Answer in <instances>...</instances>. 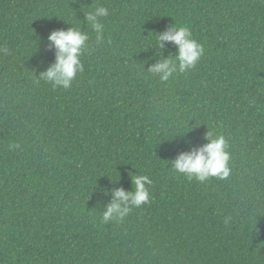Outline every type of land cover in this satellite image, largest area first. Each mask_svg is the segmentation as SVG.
Wrapping results in <instances>:
<instances>
[{
    "label": "trees",
    "instance_id": "trees-1",
    "mask_svg": "<svg viewBox=\"0 0 264 264\" xmlns=\"http://www.w3.org/2000/svg\"><path fill=\"white\" fill-rule=\"evenodd\" d=\"M172 25L204 55L161 82L147 71L176 55L156 48ZM70 27L89 35L83 73L35 84ZM0 46V264H264V0H0ZM208 130L228 140L229 178L175 173ZM129 173L150 202L103 223Z\"/></svg>",
    "mask_w": 264,
    "mask_h": 264
},
{
    "label": "clouds",
    "instance_id": "clouds-1",
    "mask_svg": "<svg viewBox=\"0 0 264 264\" xmlns=\"http://www.w3.org/2000/svg\"><path fill=\"white\" fill-rule=\"evenodd\" d=\"M109 11L103 6L96 7L85 14V22L91 25L97 34V43L102 40L104 25L100 19L107 17ZM89 35L79 28L70 27L67 30L53 31L48 36L49 48H55V63L46 71L41 72L34 80L51 84L53 88L65 90L72 86L79 73H83L84 65L81 57L88 50ZM165 43H172L177 47L175 56L164 59L162 56L148 69L161 82H168L176 73H186L196 68L204 55V47L193 38L192 32L186 26L172 25L161 33L156 34V48L161 50ZM0 53L9 54L6 46H0ZM207 141L202 147L179 154L171 162L172 170L189 180L195 179L206 183L212 178L225 180L232 172L231 153L226 137L222 134L207 131L204 136ZM18 148L19 145H13ZM133 190L128 192L117 189L112 193V200L101 214L102 222L123 221L134 208L147 205L151 193L149 187L152 181L147 175H133L129 173ZM107 194V193H105ZM228 222L226 218L225 223Z\"/></svg>",
    "mask_w": 264,
    "mask_h": 264
}]
</instances>
